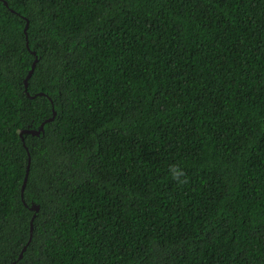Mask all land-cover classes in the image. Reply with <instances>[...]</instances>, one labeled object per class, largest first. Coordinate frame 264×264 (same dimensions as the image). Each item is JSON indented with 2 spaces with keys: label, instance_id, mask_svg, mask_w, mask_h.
<instances>
[{
  "label": "trees",
  "instance_id": "obj_1",
  "mask_svg": "<svg viewBox=\"0 0 264 264\" xmlns=\"http://www.w3.org/2000/svg\"><path fill=\"white\" fill-rule=\"evenodd\" d=\"M12 262L264 264V0H0Z\"/></svg>",
  "mask_w": 264,
  "mask_h": 264
},
{
  "label": "water",
  "instance_id": "obj_2",
  "mask_svg": "<svg viewBox=\"0 0 264 264\" xmlns=\"http://www.w3.org/2000/svg\"><path fill=\"white\" fill-rule=\"evenodd\" d=\"M35 63H36V59L34 60L32 66H31V69L29 70L26 78L24 79V87H25V89L27 88V79L31 76V74H32V72L34 70V67H35ZM54 116H55V111L53 110L52 111V116L49 117L48 119H46L44 122H42L38 128H36V129H33V128L32 129H24V130L20 131V135H22V133H29V134H32V135H38L43 130L44 124L46 122L51 121ZM29 165H30V158H28V162H27V165H26L25 175H24L23 182H22V187H21V193L22 194H23V191H24V188H25V185H26V182H27V178H28ZM31 209L37 211L38 210V206H36V205L35 206H32ZM34 217H35V215L32 216L31 221H30V236H29V240L26 243V245L23 246L22 251L19 253L18 258H21L22 257L23 251L26 249V246H27V244L29 243V241L31 239V234H32V221H33ZM10 264H14V262H12Z\"/></svg>",
  "mask_w": 264,
  "mask_h": 264
},
{
  "label": "clouds",
  "instance_id": "obj_3",
  "mask_svg": "<svg viewBox=\"0 0 264 264\" xmlns=\"http://www.w3.org/2000/svg\"><path fill=\"white\" fill-rule=\"evenodd\" d=\"M168 172L170 174V178L179 186L186 185L189 182L187 173L179 164L169 165Z\"/></svg>",
  "mask_w": 264,
  "mask_h": 264
}]
</instances>
